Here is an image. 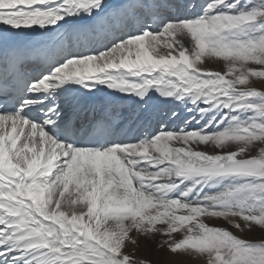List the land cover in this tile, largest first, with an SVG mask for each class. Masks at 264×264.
Masks as SVG:
<instances>
[{
  "label": "snow or ice",
  "instance_id": "obj_1",
  "mask_svg": "<svg viewBox=\"0 0 264 264\" xmlns=\"http://www.w3.org/2000/svg\"><path fill=\"white\" fill-rule=\"evenodd\" d=\"M0 264H264V0H0Z\"/></svg>",
  "mask_w": 264,
  "mask_h": 264
},
{
  "label": "bare ground",
  "instance_id": "obj_2",
  "mask_svg": "<svg viewBox=\"0 0 264 264\" xmlns=\"http://www.w3.org/2000/svg\"><path fill=\"white\" fill-rule=\"evenodd\" d=\"M110 1H118V0H110ZM200 2V0H197ZM177 15H188L186 11L180 9L179 11L175 12ZM40 34L35 33L32 35L33 41L39 39ZM183 43L185 46L191 47L190 39H184ZM161 52H166L167 49L161 47ZM43 55V53H41ZM212 63L215 61H211ZM210 63V62H209ZM216 63V62H215ZM220 64V63H218ZM211 65V64H210ZM221 65V64H220ZM222 68V66H221ZM214 69V68H213ZM224 69V68H223ZM259 81L255 82L256 87H260ZM98 100H116L119 102L122 109H125V116L127 117L123 124L120 127L119 134L121 136H127L128 138H132L138 136L141 132L150 131L153 128L157 127V123L161 118L159 113L174 107V105H159L158 101H154L152 107L149 109L148 113H141V108L139 106L134 105L132 98L123 97L118 93H111L110 90L103 88L101 91L97 93ZM91 118L92 113L88 114Z\"/></svg>",
  "mask_w": 264,
  "mask_h": 264
},
{
  "label": "rangeland",
  "instance_id": "obj_3",
  "mask_svg": "<svg viewBox=\"0 0 264 264\" xmlns=\"http://www.w3.org/2000/svg\"><path fill=\"white\" fill-rule=\"evenodd\" d=\"M109 2L110 3H114V4H117V3H120L121 2V0H118V1H110L109 0ZM216 62V63H215ZM215 62H210V63H208L207 64V67H209L210 69H213V70H224L223 68L225 67L224 66V64H223V62H220V61H215ZM218 63H220V64H218ZM211 64V65H210ZM221 66H222V68H221ZM157 125H158V123H157ZM155 129H153L152 131H154Z\"/></svg>",
  "mask_w": 264,
  "mask_h": 264
}]
</instances>
